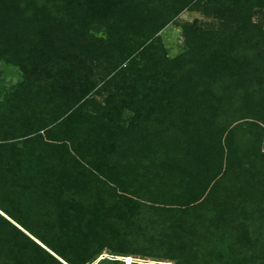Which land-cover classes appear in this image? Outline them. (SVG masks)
Masks as SVG:
<instances>
[{"label": "trees", "instance_id": "16d2710c", "mask_svg": "<svg viewBox=\"0 0 264 264\" xmlns=\"http://www.w3.org/2000/svg\"><path fill=\"white\" fill-rule=\"evenodd\" d=\"M89 4L102 23L127 0ZM238 36L245 55L232 48L226 66L207 56L188 61L198 71L179 66L157 122L151 109L144 120L136 112V144L103 132L83 148L53 145L51 162L22 183L15 166L0 173V264H90L105 250L264 264V30L250 24ZM242 120L262 130L250 155L238 145Z\"/></svg>", "mask_w": 264, "mask_h": 264}, {"label": "rangeland", "instance_id": "374dc122", "mask_svg": "<svg viewBox=\"0 0 264 264\" xmlns=\"http://www.w3.org/2000/svg\"><path fill=\"white\" fill-rule=\"evenodd\" d=\"M119 6L100 23L89 0H0V146L8 145L6 161L0 151V173L10 176L15 166L16 184L27 170L46 168L53 145L83 148L109 131L136 144L130 128L136 112L144 120L151 109L157 122L180 65L198 71L188 61L207 56L212 65L226 66L232 48L245 55L241 28L264 30V0H127ZM160 118L158 128L165 125ZM237 126L238 145L250 155L262 130L246 120ZM90 264L173 263L105 250Z\"/></svg>", "mask_w": 264, "mask_h": 264}, {"label": "water", "instance_id": "95a60500", "mask_svg": "<svg viewBox=\"0 0 264 264\" xmlns=\"http://www.w3.org/2000/svg\"><path fill=\"white\" fill-rule=\"evenodd\" d=\"M1 213V212H0Z\"/></svg>", "mask_w": 264, "mask_h": 264}]
</instances>
